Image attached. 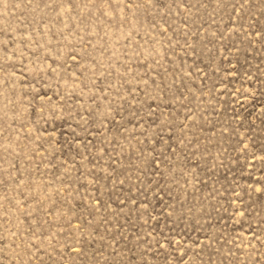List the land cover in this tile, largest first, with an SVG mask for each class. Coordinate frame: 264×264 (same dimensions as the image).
Here are the masks:
<instances>
[{
	"label": "rangeland",
	"instance_id": "1",
	"mask_svg": "<svg viewBox=\"0 0 264 264\" xmlns=\"http://www.w3.org/2000/svg\"><path fill=\"white\" fill-rule=\"evenodd\" d=\"M0 264H264V0H0Z\"/></svg>",
	"mask_w": 264,
	"mask_h": 264
}]
</instances>
